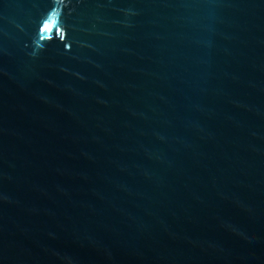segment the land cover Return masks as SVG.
Wrapping results in <instances>:
<instances>
[{"label": "water", "instance_id": "1", "mask_svg": "<svg viewBox=\"0 0 264 264\" xmlns=\"http://www.w3.org/2000/svg\"><path fill=\"white\" fill-rule=\"evenodd\" d=\"M0 264H264V0H0Z\"/></svg>", "mask_w": 264, "mask_h": 264}]
</instances>
